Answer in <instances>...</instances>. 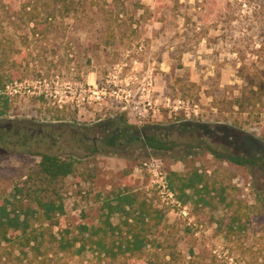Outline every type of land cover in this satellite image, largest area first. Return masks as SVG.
<instances>
[{
	"label": "rangeland",
	"instance_id": "rangeland-1",
	"mask_svg": "<svg viewBox=\"0 0 264 264\" xmlns=\"http://www.w3.org/2000/svg\"><path fill=\"white\" fill-rule=\"evenodd\" d=\"M121 2L126 11L116 15L98 6L116 11L122 4L86 0L77 16L60 21L51 32L34 34L9 20L0 28V73L17 75L0 91V109L5 102L8 106L0 115V197L11 198L15 187L22 185L41 159L34 153L74 154L81 162L65 181L64 227L96 223L103 199L122 189L137 191L165 215L160 234L155 233L163 249L152 246L144 258L117 264L149 260L153 264H264V211L255 210L248 229L228 241L215 220L227 213L218 196L212 193L215 198L206 206L173 204L160 195L144 163L160 159L167 175L195 167L206 171L217 186L226 188L227 199L236 207L240 203L260 207L262 171L217 160L205 148L174 153L133 149L119 156L91 154L85 149L90 140H80L86 128L100 121L120 114L128 117L129 104L123 97L95 101L90 88L109 80L129 82L133 96L143 100V86L151 79L160 111L140 126L183 124V136L188 137L194 128L187 130L186 123L199 125L196 131L200 132L218 125L216 130L224 132L223 138L234 149L248 154L264 151V108L258 106L250 113L232 106L246 86L248 71L258 70L264 77L263 0ZM2 5L0 0V17H9ZM109 25L115 28L111 38ZM244 64L248 67L242 72ZM167 97L198 105L199 114L187 116L184 109L165 106ZM55 115L63 119L52 120ZM215 139H210L213 146ZM181 156L184 159L177 160ZM172 251L175 259L168 255ZM66 260L108 264L99 263L91 252L66 256Z\"/></svg>",
	"mask_w": 264,
	"mask_h": 264
},
{
	"label": "trees",
	"instance_id": "trees-1",
	"mask_svg": "<svg viewBox=\"0 0 264 264\" xmlns=\"http://www.w3.org/2000/svg\"><path fill=\"white\" fill-rule=\"evenodd\" d=\"M1 1L2 7L7 8L10 15L0 17V28L9 20L12 24L28 27L32 33L38 34L51 32L60 21L77 16L86 0H18L16 4L9 3V0ZM112 3L114 6L122 5L116 11L101 6L98 8L105 13L116 12V15L126 11L121 0H112ZM260 13L264 15V8ZM109 28L111 38L115 28L113 25H109ZM106 43L109 44L110 40ZM244 67L248 65H243L242 72ZM246 74V86L240 96L234 99L232 106H237L240 112L253 113L258 106L264 108V77L258 70L248 71ZM16 77V74L0 73V91L7 87L8 81ZM1 98L4 96L1 95ZM7 108L5 102L0 115L5 114ZM62 119L61 115L52 118L54 121ZM177 124L172 127L156 124L138 126L130 122L126 114H120L100 121L92 128H86L87 131L80 140H90L85 149L91 154L111 153L119 156H124L133 149L174 153L181 150L187 152L191 148H205L217 160L260 170L264 174V151L248 154L234 149L223 138L224 132L216 130L218 125H208L200 132L196 131L199 125L190 123L188 125L191 126H188L186 123L185 128L189 131L194 128V131L184 137L183 124ZM210 139H215L214 146ZM34 154L41 159L27 172L22 185L15 187L11 198L0 197V264H70L66 256H81L86 252H91L99 263L117 264L123 260L144 258L152 246L163 249L164 245L155 235L160 234L159 227L165 216L163 211L132 189H122L113 192V196L104 198L96 223L64 227L65 181L79 170L81 161L74 154ZM182 159L184 156L177 160ZM167 178L170 189L183 205H209L212 203L211 199L215 198L211 197L212 193L226 204V215L215 220L218 230L228 241L248 229L255 210L260 213L264 211V193L257 195L260 207L257 203L245 206L240 203L236 207L232 200L227 199L226 188L217 186L208 172L199 168L186 172L171 170ZM98 198H101L100 193ZM56 227L57 232L54 230ZM168 255L172 259L176 258L173 251ZM147 264L153 263L149 260Z\"/></svg>",
	"mask_w": 264,
	"mask_h": 264
},
{
	"label": "built area",
	"instance_id": "built-area-1",
	"mask_svg": "<svg viewBox=\"0 0 264 264\" xmlns=\"http://www.w3.org/2000/svg\"><path fill=\"white\" fill-rule=\"evenodd\" d=\"M152 87L153 81L149 79L143 86V96H141V98H145L143 100H139L133 96L129 88V82L126 85H121L116 80H109L107 84L103 86L96 85L90 88L89 91L90 97L95 101H103L108 96L115 98L123 97L125 102L129 104V108L125 107L128 110V119L130 122L140 126L160 111L158 99L154 101ZM165 99V106L171 107L175 111L184 109L187 116L199 114L198 105H191L181 98L172 100L170 97H167ZM144 166L151 176V181L157 186L160 195L164 199H169L173 204H180L175 193L169 187L167 174L164 171L162 161L160 159H151V161L145 162Z\"/></svg>",
	"mask_w": 264,
	"mask_h": 264
}]
</instances>
